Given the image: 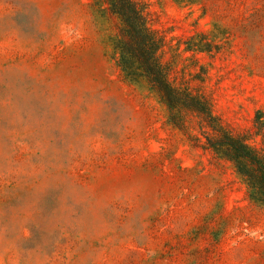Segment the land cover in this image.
<instances>
[{"label": "rangeland", "instance_id": "rangeland-1", "mask_svg": "<svg viewBox=\"0 0 264 264\" xmlns=\"http://www.w3.org/2000/svg\"><path fill=\"white\" fill-rule=\"evenodd\" d=\"M135 1L171 82L263 148L264 0ZM120 26L106 0H0V264H264V204L125 76Z\"/></svg>", "mask_w": 264, "mask_h": 264}, {"label": "trees", "instance_id": "trees-1", "mask_svg": "<svg viewBox=\"0 0 264 264\" xmlns=\"http://www.w3.org/2000/svg\"><path fill=\"white\" fill-rule=\"evenodd\" d=\"M106 2L111 13L117 16L121 23L118 34L113 39V49L117 54L118 66L125 76L133 81L146 80L149 88L167 106L172 119H183L186 112L200 115L216 132L215 137L207 139V147L230 161L237 174L247 184L251 199L264 204V146L259 149L248 141L244 133H232L223 129L215 123L210 104L204 95L192 92L189 87H178L171 82L169 70L157 55L162 41L149 27L139 3L135 0ZM215 34V38L221 37L225 35V30L217 27ZM213 40L193 44L194 49L209 53L215 46ZM254 121L263 132L264 119L260 113H257Z\"/></svg>", "mask_w": 264, "mask_h": 264}]
</instances>
